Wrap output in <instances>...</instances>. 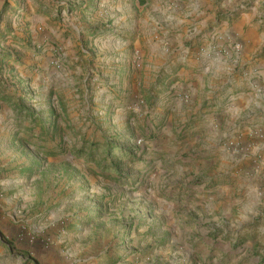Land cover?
I'll return each instance as SVG.
<instances>
[{
	"label": "rangeland",
	"instance_id": "374dc122",
	"mask_svg": "<svg viewBox=\"0 0 264 264\" xmlns=\"http://www.w3.org/2000/svg\"><path fill=\"white\" fill-rule=\"evenodd\" d=\"M180 20L210 39L174 68ZM192 49L256 116L209 118ZM263 91L264 0H0V264H264Z\"/></svg>",
	"mask_w": 264,
	"mask_h": 264
},
{
	"label": "crops",
	"instance_id": "0c3cea01",
	"mask_svg": "<svg viewBox=\"0 0 264 264\" xmlns=\"http://www.w3.org/2000/svg\"><path fill=\"white\" fill-rule=\"evenodd\" d=\"M185 23L187 24V14L184 16ZM182 21H176L174 24H160L157 27V30L160 32L156 33L158 36V42H156V46H158L156 49L157 51L167 58L169 61L171 60L170 64L172 67H177V65L184 63L186 61V52L182 45L192 42V44H195L197 41L200 43H205L204 45H201V47H197V49H206V44L208 43V40L210 39V33L208 32V27L205 25H184L182 28ZM227 34V33H226ZM248 34V35H247ZM244 35V39L249 40L250 38H253L252 34L247 33ZM230 36V35H226ZM162 45L160 47L159 45ZM155 49V48H153ZM207 50V49H206ZM195 50L192 49V53L189 55V60H191V70L189 71L192 76L196 77H209V81L207 82L206 86L212 93L209 95L211 100V114L209 118L213 117L214 114L220 109V112L216 114L217 121L222 120L225 124H227L230 128V131L235 128V121L238 119L239 114L242 111L246 110L245 116H249L250 114H254V111L251 108L252 100L250 97H243L239 101L234 94L235 86L230 83V79L226 80L224 77V74L226 72H232L234 68L238 67V62L242 64V62L245 63V60L242 56H218L209 58L207 54H204L202 56L195 55ZM205 51V50H204ZM181 55H183L181 57ZM182 60V61H180ZM195 64H194V63ZM190 65H187L189 67ZM188 71H185L183 68L179 70H174V75L176 77H179L180 79L187 75L189 73ZM198 74V75H197ZM200 83V86H204V79H200L198 81ZM215 91H218V93H214ZM264 94V91H263ZM254 104V103H253ZM257 110L260 111V114H264V108L261 105H253ZM234 132V131H233ZM237 136V135H235ZM234 137V136H233ZM250 195L246 192L243 195V198H246V201L244 202V212L250 211L254 209V204L252 205L250 200ZM247 208L245 206L249 205ZM244 224L243 222H240L238 226H241ZM255 232L259 235L264 232V225H261L260 227L255 228ZM250 245V249H252L253 245V239H248L247 242ZM38 258L40 261L46 262L45 258L42 254V251L38 252ZM258 262V261H256Z\"/></svg>",
	"mask_w": 264,
	"mask_h": 264
},
{
	"label": "trees",
	"instance_id": "16d2710c",
	"mask_svg": "<svg viewBox=\"0 0 264 264\" xmlns=\"http://www.w3.org/2000/svg\"><path fill=\"white\" fill-rule=\"evenodd\" d=\"M91 148H94V147H91ZM111 148H113V146H110V148L109 149H111ZM91 150L92 149H90V154H91ZM59 150H54V151H52L51 152V155H54V153L55 152H58ZM90 154H89V156H90ZM128 157H130V153H121V152H116V153H113V155L112 156H109V158L110 159H122V158H125V159H127ZM115 160H114V162H112V163H110V166H109V168H108V170L109 171H114V172H118V166H117V164L115 163Z\"/></svg>",
	"mask_w": 264,
	"mask_h": 264
}]
</instances>
